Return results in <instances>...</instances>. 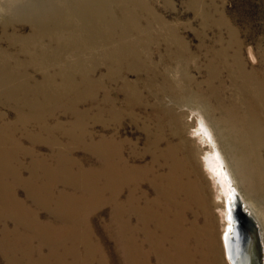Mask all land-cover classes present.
I'll return each mask as SVG.
<instances>
[{
  "label": "bare ground",
  "instance_id": "6f19581e",
  "mask_svg": "<svg viewBox=\"0 0 264 264\" xmlns=\"http://www.w3.org/2000/svg\"><path fill=\"white\" fill-rule=\"evenodd\" d=\"M133 1L0 0V108L11 109L16 115L11 120L8 114L0 112V258L7 264H111V256L101 243L103 239L94 233L90 222V215L102 205L111 207L108 229L117 241L123 264H222L212 228V203L206 197V182L195 145L190 139L166 140V149L160 148L166 139L165 131L175 140L182 139L188 126L186 115L178 113L174 105L188 103L191 97L201 101L209 98L192 93L193 78L187 69L160 74L144 62L145 70H153L151 76L143 79L144 83L159 104L155 105L158 115L153 118L158 132L151 128L146 131V151L138 152L134 147L128 158L124 155L128 141L100 137L95 142L94 134L86 128L90 112L81 108L86 99L77 90L81 86L97 87L100 82L95 83L91 77L78 82L73 73L87 69L84 53L90 44L100 42L103 37L109 44H114L117 37L121 40L105 55L115 66L113 74L142 61L140 46L147 44L144 37L127 41L126 36L147 34L150 23L143 28L139 15L129 11L127 4ZM152 38L148 37L151 43L157 41ZM69 51L77 61H68ZM170 53L169 60L173 54L180 55ZM251 59L255 62L253 54ZM239 63L244 79L241 102L220 96L210 79L208 87L215 108H203L204 114L200 108L185 105L201 116L200 122L216 145L219 165L215 170L231 189L223 241L231 264L245 262L238 231L229 220L233 211L229 204L234 195L257 226V220L264 217V72H249ZM176 71L182 73L181 79L174 78ZM123 89L125 107L119 106L114 98L108 109L115 120L128 110L131 115L139 105V93L133 91L132 85L128 83ZM165 99H169L170 105ZM59 109L73 116L74 127H66L67 123L61 121L55 125L48 123ZM217 114L219 117L214 119L218 134L204 116ZM34 124L40 126L39 134L29 130ZM22 128L33 144L43 140L45 133L54 136L46 139V143L55 155L42 157L37 154L36 145L25 147L18 135ZM56 130L72 139L74 149L83 148L97 157L99 168H86L85 163L73 159V154L71 158L73 148L62 146ZM88 137L91 142H87ZM219 142L223 143L226 156ZM156 149L161 153L154 152ZM147 151H151L153 158L149 164H141ZM28 158L30 166L25 165ZM211 161L209 158L208 162ZM24 166L28 177L24 176ZM145 183L151 186L153 198L144 189ZM17 187L26 190V200L19 197ZM29 199L33 206L27 203ZM195 206L208 217L205 229L189 219ZM42 210L51 216L47 221L41 220ZM258 232L264 252L260 226ZM233 237L238 259L231 245ZM34 240L38 241L37 246ZM69 258L73 260L68 262Z\"/></svg>",
  "mask_w": 264,
  "mask_h": 264
},
{
  "label": "rangeland",
  "instance_id": "374dc122",
  "mask_svg": "<svg viewBox=\"0 0 264 264\" xmlns=\"http://www.w3.org/2000/svg\"><path fill=\"white\" fill-rule=\"evenodd\" d=\"M127 8L129 11H135V13L139 15L140 24L143 28L150 23L147 34L133 33L127 35L128 37L126 36L127 41L131 39V41H134L136 37L139 36L144 37L147 44L144 43V46H140L142 61H144L143 63L142 61H132V68L124 66V68L118 69L119 71H117V74H113L112 71L115 66L106 59L105 55L110 52L111 47L113 48L115 45L119 44L121 41L119 37H117L118 40L116 39V41H114V44H109V42L105 40V37H103L100 42L98 40L94 45L92 43L88 46L89 49H86L87 53H84L87 69L73 73V76L78 82H81L84 77H91L95 83L100 82V84L97 83L99 85H97V87L96 84L88 87V89L81 86L77 90L79 93L83 94L86 99L80 104L81 108L88 109L90 112H88L89 117L86 120V128L90 133L94 134L95 142L96 140L98 141L100 137H117L119 138L118 140L128 141L129 143L126 144L124 151V155L128 158H130V153L134 147L138 152L146 151L148 146V134L146 131H148V128H151L153 132H158L157 123L153 121V118H156L158 115L155 107L159 106V104H156L158 100L153 98L149 87L145 85L143 79H146L147 75H152L153 70L161 74L166 70L180 69L182 67L187 69L188 74L193 78L190 85V89L193 90L192 93L195 96L205 98H207V95L209 97L207 101H210V103L204 100H197V97H191L188 103L185 101V103L182 102V104H180L178 102V104L174 105L178 113H184L186 115L185 121L188 126L186 127V132H184L182 139L175 140L174 137L171 138L169 131H165L166 139L163 141L164 144H160V148L161 150H165L168 140L181 142L183 139H190L195 145L200 162L201 174L206 182V197L210 200V203H212V214L214 215L212 228L218 240L222 264H231L227 256L225 243L223 242L225 237L224 232L228 225L226 209L231 196V189L229 184L219 176L221 174H218L216 171V167L219 165L216 157V145H213L212 141L208 137H205L203 133L196 135V133L200 132L201 116L197 112H190L187 108L188 106L185 107V105L190 104L196 110L200 108L201 111H204V114H206V109L203 108H215V102L213 101V97L210 96L208 87V81L210 79H212L214 87L218 89L220 96H224L229 100L233 99L234 101L241 102L240 93L244 79L242 77L240 70L241 65L239 62L246 66L249 72L257 70L262 73L264 72V0H134L133 3L127 4ZM113 26L114 25H112V27ZM144 35L153 37L157 41L151 43L148 37ZM170 52L180 53L181 56L177 54L175 58L173 54L169 60ZM72 54L71 51L68 52L70 58L68 61H77L76 56L73 57ZM251 54L255 57V62L252 61ZM144 62L147 67L153 70H145L146 67ZM210 69H212V72H210ZM149 71H151V73H149ZM182 77L180 71L175 72L174 78L181 79ZM128 83L134 88L133 91L139 93H137L138 96H140L137 97L139 105L132 110L131 115L129 114L131 111L128 110L126 111L127 114L122 116L121 119L115 120L113 115L109 114L112 104L111 99L113 100L115 98L116 101L118 100L117 104L119 106L125 107L124 97L126 92L123 88H127ZM130 91L132 92V90ZM165 101L167 105H170L169 99H165ZM101 110L102 112L104 111L102 114H100ZM0 112L8 114L11 120L16 118L15 112L13 110L11 111V109H3L1 107ZM54 116V118L49 117V124L55 125L61 121L67 123L65 125L66 127H74L73 116L70 113H66L65 109L56 110ZM204 116L206 121L210 124L211 129L218 134L216 120L219 115H212L210 117ZM214 118H216V120ZM146 125L148 126L146 128L147 130L145 129ZM29 130L39 134L40 126L34 124L29 127ZM56 131L59 132L58 130ZM78 134H80L79 131ZM18 135L25 147L33 148L32 146L36 145L35 148L39 156L53 157V155H55H52L53 149L46 143V139L48 140L51 138V135L47 133L43 134L45 137H43L44 141L40 140L37 144L31 143L26 136V130L23 128ZM57 135V137L60 138L59 140H62L60 141L62 146L66 145L67 147H71L70 142L72 139L70 137L68 138V136L60 134V132L57 133ZM52 138L55 137L52 136ZM87 142H91L89 137ZM220 144L225 154L226 149L222 145L223 143L219 142V145ZM70 149L73 150H70L72 152L70 153V157L72 158L74 155L73 159L77 162L85 163L86 168H99L97 157L95 158L87 154L83 148L75 147L74 149V146H72ZM159 150L160 149H156L154 152L157 151V154H160L161 150ZM150 152L151 151H147L145 157L140 161L141 164L146 165L151 162L153 156ZM208 157L212 158L210 163L208 162ZM226 158L228 159V157ZM31 163L30 158L25 159L26 166H30ZM26 166L23 167V172L24 176L28 177L29 174L26 170ZM166 170L167 168L163 169V172H166ZM9 180L12 179L10 178ZM239 187L240 190L243 191L240 185ZM144 189L149 191L151 195L150 198L154 197L153 190L149 183L144 184ZM17 190L19 197L26 200V190L23 187H17ZM27 203L33 206L30 199ZM40 214L42 221H47L51 218L50 214L45 210H42ZM111 215V207L102 205L98 207L94 215H90V222L92 223L94 233L96 234L97 232V234H100V238L103 239L101 243L105 251L109 252L111 256V264H123L121 259L122 253L117 248V241L108 229L111 223ZM189 215L191 221L196 220L198 225L201 226L202 229H205L208 217H206L200 207H193ZM257 222L264 236V217L257 220ZM34 245H38L37 240H34ZM47 251V248L46 250L44 249L45 253ZM72 260V258H69L68 262ZM0 264L7 263L0 258Z\"/></svg>",
  "mask_w": 264,
  "mask_h": 264
},
{
  "label": "water",
  "instance_id": "95a60500",
  "mask_svg": "<svg viewBox=\"0 0 264 264\" xmlns=\"http://www.w3.org/2000/svg\"><path fill=\"white\" fill-rule=\"evenodd\" d=\"M232 206L231 225L237 229L238 235L240 237V242L242 243L240 252L244 254V264H263V247L260 240L258 226L256 221L244 211L242 203L238 200L237 195H234V198L229 204V208ZM230 211V209H229ZM230 225V226H231ZM231 245L235 253V259H238L236 256V244L235 238L231 240ZM234 264H239L235 261Z\"/></svg>",
  "mask_w": 264,
  "mask_h": 264
},
{
  "label": "snow or ice",
  "instance_id": "6c2138e0",
  "mask_svg": "<svg viewBox=\"0 0 264 264\" xmlns=\"http://www.w3.org/2000/svg\"><path fill=\"white\" fill-rule=\"evenodd\" d=\"M200 133H203V135H204L205 137H208V138L210 139L209 133H208L207 130L204 128L202 122H201V125H200V132H199V133H196V135H199ZM229 199H231V197H230ZM229 220H231V215H229ZM228 231L230 232V231H231V228H229Z\"/></svg>",
  "mask_w": 264,
  "mask_h": 264
}]
</instances>
